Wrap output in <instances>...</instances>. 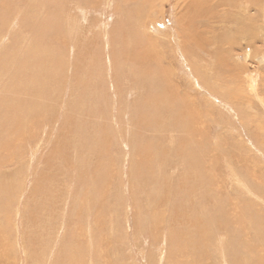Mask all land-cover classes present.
<instances>
[{"label":"rangeland","instance_id":"1","mask_svg":"<svg viewBox=\"0 0 264 264\" xmlns=\"http://www.w3.org/2000/svg\"><path fill=\"white\" fill-rule=\"evenodd\" d=\"M208 1L206 3L211 10H207V15L213 16L212 19L208 20L207 16L197 23V31L205 41L198 43L199 47L188 44L191 47L187 46L183 50L185 56L180 52L182 47L178 45L177 34L179 17L182 19L181 15L188 14L182 12L187 0H0V16L3 15L0 17V184L3 183L0 186V264H172L171 261L177 259L178 255L173 252L180 241L177 233L170 239L167 230L169 222H165L166 228H160L158 235L161 234V237L157 238L150 225V209L158 201L157 182L161 181L158 177L161 176L159 166L152 164L154 162L150 160L149 164L144 154V157L140 154L131 158V148L128 145L129 137L136 134L137 106L143 98L162 87L155 77L158 74H154L152 78L139 79L135 70L140 65L156 66L159 61L155 50H159L158 53L163 58L162 67L166 70L169 81L176 85L175 92L189 95L188 103L196 111L193 114L202 122L197 129L198 137L191 132L186 138L190 141L193 137L192 144H198L193 147V152L200 153L205 148L203 172L210 178H205L206 183L211 181L213 187L209 188L211 198L201 203L200 207L198 204L194 207L179 204L175 208L174 202H168L166 214L175 215L177 209L193 215L199 221L204 219L206 208L216 203L221 205L223 200L224 207L231 210L230 217L241 212V220L248 222V225L243 227L242 232L235 231L228 235V226L220 224V231L215 229L208 242L202 239L204 252L202 257L197 254L196 264H249L247 250H250L249 244H253L252 238L264 237V233L255 226L257 220L264 226V12H257L264 6V0ZM206 3L204 0L202 6H206ZM206 8H203L205 12ZM198 11V14L203 12L201 9ZM144 14L148 17H145L147 20L143 18ZM116 22L124 27L123 33L128 42L122 39V32L117 31L120 27ZM42 27L46 30L41 29ZM70 28L74 29L71 31ZM115 30L119 36L113 43L110 33L114 34ZM143 34L152 39L157 37L156 40L160 42L152 49L155 55L145 56L151 47L143 41ZM223 34L225 39L221 41L216 35ZM62 35L67 42L62 40ZM121 46L127 50L121 57L126 63L115 64L114 55L117 53L114 52L119 50V53ZM18 48H23L19 49L20 53ZM134 48H137V53L141 52L140 57L138 54L135 56ZM48 52L51 54L47 55ZM136 59L139 63L142 61V64L135 63ZM152 60L158 63H153ZM157 68L160 73L161 67ZM25 69H30V73H26L29 71ZM196 70L204 74L203 80L196 77ZM252 78L257 80L256 90L251 87ZM2 84L7 86L3 87ZM91 84L95 86L92 88ZM78 87L82 89L79 90ZM20 88L24 89L19 91ZM37 93H45L47 98L44 95L37 96ZM46 103L51 106H44ZM70 105L83 110L76 113L77 110ZM98 105L103 107L99 108ZM97 107L99 111L101 109V114L97 113ZM48 109H51L50 112ZM162 110L160 116L165 121L167 113ZM186 110L191 113L189 109ZM93 113L96 114L95 120L89 122ZM192 127L188 123L186 129L189 131ZM179 128L180 126L175 129L176 132L171 131V134L169 128L166 131V127L154 131L156 133L149 130L148 134H152V137L156 135L152 142L159 141L161 148L163 145L169 147L173 144L171 147H175L176 144L181 145L178 141L183 138ZM144 137L146 138L145 135H139L140 139H145ZM158 151L162 149L158 148ZM124 159H128V162ZM181 162L177 163L178 167L173 165L170 170L168 168L164 172L165 176L175 181L179 174H186L188 162ZM133 173L141 175L136 179ZM168 181L167 179L166 184ZM107 182V189L101 193L103 183L106 185ZM201 185L207 191L202 183ZM9 191L13 192L9 194ZM217 191L223 193L224 198L220 200ZM214 193L218 199L214 197ZM160 210L165 214L163 209ZM175 220L177 221L176 217ZM230 227L229 231L236 228ZM194 236L196 234L191 233L188 239L192 240ZM102 239L106 242L102 243L104 249L98 255L96 247ZM242 243H245V247L241 246ZM262 245L264 247V243ZM170 251L173 253L172 258L167 256ZM185 261L187 255L182 257L180 264H186Z\"/></svg>","mask_w":264,"mask_h":264},{"label":"bare ground","instance_id":"2","mask_svg":"<svg viewBox=\"0 0 264 264\" xmlns=\"http://www.w3.org/2000/svg\"><path fill=\"white\" fill-rule=\"evenodd\" d=\"M6 1V0H5ZM8 1V0H7ZM12 1V0H11ZM203 1L204 0H187V3H186V7L184 8V11H182L183 12V14H184V12H185V14H187V15H181L182 16V19L179 17V19H180V24H179V28H178V31H179V33L177 34L178 35V39H179V44L178 45H180V47H182L181 48V50H180V52L182 53V54H184L185 56H186V54L183 52V50L185 51L186 50V48H187V46H188V44H190V45H192L193 44V46H197V47H199L198 46V43H204V39L201 37V33L199 34V32L197 31V27L199 26L197 23H199L201 20H204V18H207V16L209 15L208 13H207V10H211V7L209 6V5H207V3H206V1H208V0H205V3H206V6H207V8H206V6L204 5V6H202V4H203ZM56 2V1H55ZM209 2V1H208ZM211 2V1H210ZM209 2V3H210ZM246 2V1H245ZM10 3V2H9ZM16 3V2H15ZM28 3H30V2H28ZM238 3H240V2H238ZM242 3V2H241ZM217 4V3H216ZM251 4V3H250ZM249 5V4H248ZM27 6H28V4H27ZM41 6V5H40ZM49 6V5H48ZM219 6V5H218ZM217 7V6H216ZM242 7H243V5H242ZM261 6H259V8H260ZM203 8H206V12H205V10L203 9ZM213 8V7H212ZM12 9H13V7H12ZM198 9H201V11H203L202 12V14H198L199 13V11H198ZM39 10V9H38ZM8 11V10H7ZM259 11H261V12H264V6H262L260 9H258V11L257 12H259ZM36 12V11H35ZM205 12V13H204ZM86 13V12H85ZM4 14V13H3ZM208 14V15H207ZM15 15V14H14ZM20 15V14H19ZM18 15V16H19ZM3 16V15H2ZM2 16H0V17H2ZM87 16V15H86ZM8 17V16H7ZM146 17V15L144 14V17L143 18H145ZM198 17V18H197ZM212 17L213 16H208V20H210V19H212ZM141 17H139V19H140ZM146 18H148V17H146ZM145 18V19H146ZM5 19V18H4ZM86 19V18H85ZM144 19V20H145ZM1 20V19H0ZM74 20V19H73ZM147 20V19H146ZM3 21V20H2ZM6 21V20H5ZM72 21V20H71ZM28 22V21H27ZM73 22V21H72ZM141 22H142V19H141ZM144 22V21H143ZM155 22V21H154ZM202 22V21H201ZM76 23V22H75ZM83 23V22H82ZM82 23L80 24V25H82ZM147 23H149V22H147ZM64 24V23H63ZM71 24V23H70ZM86 24V23H85ZM116 24H118L117 22H116ZM144 24V23H143ZM207 24V23H206ZM42 25V24H41ZM51 25V24H50ZM73 25V24H72ZM72 25H71V27H72ZM88 25V24H87ZM136 25H137V23H136ZM9 26V25H8ZM49 26V25H48ZM61 26V25H60ZM84 26V25H83ZM115 26V25H114ZM187 26V27H186ZM204 26V25H203ZM74 27V26H73ZM79 27V26H78ZM82 27V26H81ZM118 27H120L119 29H117V31H121L122 33V39L125 41V42H128V38L126 37V35L123 33L124 32V27L123 26H120L119 24H118ZM117 27V28H118ZM130 27V26H129ZM32 28V27H31ZM76 28V27H75ZM85 28V27H84ZM88 28V27H87ZM86 28V29H87ZM123 28V29H122ZM134 28H135V26H134ZM41 29H43V27L41 28ZM45 29V28H44ZM43 29V30H44ZM71 29V31L74 29H72V28H70ZM79 29V28H78ZM114 29V28H113ZM132 29V28H131ZM135 29H137V28H135ZM39 30V29H38ZM46 30V29H45ZM51 30L52 29H50V32H51ZM59 30V29H58ZM126 30H128V29H125V31ZM159 30V29H158ZM131 30H129V32H130ZM34 33V32H33ZM54 33H55V31H54ZM113 33V32H112ZM116 30H115V33L114 34H111L110 33V35L113 37V43H115L116 42V40H117V37L119 36H117L116 35ZM131 33H133V32H131ZM49 34V33H48ZM48 34H47V36H48ZM58 34V33H57ZM60 34V33H59ZM58 34V35H59ZM133 34H135L136 35V33H133ZM140 34V33H139ZM139 34L137 35V36H139ZM220 34V33H219ZM41 35V34H40ZM144 35V34H143ZM171 35V34H170ZM227 35V34H226ZM24 36V35H23ZM74 36V35H73ZM149 36V35H148ZM167 36V35H166ZM165 36V37H166ZM218 38H220V40L222 41V40H224L225 38V36H224V34L223 35H216ZM0 37H2L1 35H0ZM57 37V36H56ZM62 37V40L63 41H66L65 39L66 38H64L63 39V35L61 36ZM78 37V36H77ZM135 37V36H134ZM141 37V36H140ZM150 37V36H149ZM149 37H147V36H145L144 35V38H143V41L145 42V43H149L148 44V46H150L151 47V52H152V49H154L153 47H155L158 43H160L159 41H157L156 40V38L157 37H155L154 39H152V38H149ZM23 38V37H22ZM44 38V37H43ZM138 38V37H137ZM147 38V39H146ZM168 38H170V37H168ZM111 39V38H110ZM140 38H138V40H139ZM142 39V38H141ZM177 39V38H176ZM59 40H60V38H59ZM58 40V41H59ZM62 40H60L61 42H62ZM74 40V39H73ZM85 40V39H84ZM137 40V41H138ZM170 40V39H169ZM54 41V40H53ZM161 41V40H160ZM67 42V41H66ZM65 42V43H66ZM75 42V41H74ZM87 42H88V40H87ZM123 42V41H122ZM141 43H142V41H140ZM45 43V42H44ZM82 43H83V41H82ZM110 43V42H109ZM134 43H136V42H134ZM138 43V42H137ZM163 43V42H162ZM192 43V44H191ZM19 44H21V43H19ZM67 44V43H66ZM66 44H65V46H66ZM166 44V43H165ZM17 45V44H16ZM124 45H126V44H123V46ZM142 45H143V43H142ZM161 45V44H160ZM177 45V44H176ZM20 45H18V47H19ZM69 46V45H68ZM81 46V45H80ZM127 46H128V44H127ZM127 46H126V48H127ZM135 46V45H134ZM144 46V45H143ZM21 47H22V44H21ZM122 47V46H121ZM133 47V46H132ZM162 47V46H161ZM160 47V48H161ZM179 47V46H178ZM188 47H191V46H188ZM14 48H16V47H14ZM23 48H25V47H23ZM23 48H18V50L19 49H23ZM34 48H36L35 46H34ZM67 48V47H66ZM75 48V47H74ZM125 47H122V48H120V52L118 53V51L117 52H114V53H117V54H115L114 55V63L115 64H125L126 62H123L122 61V59H121V57H122V54L123 53H126V49H124ZM131 48V47H130ZM138 48V47H137ZM137 48H134V50L136 51L137 50ZM156 48V47H155ZM159 48V49H160ZM7 49L9 50V48L7 47ZM11 49V48H10ZM17 49V48H16ZM47 49V48H46ZM69 49V48H68ZM139 49H141V48H139ZM142 49H143V47H142ZM145 49V48H144ZM150 48H148V50H149ZM18 50H16V53H17V51ZM25 50H28V49H25ZM44 50V49H43ZM42 50H40V52H41ZM138 51V50H137ZM137 51L135 52L136 54H135V56L138 54V56L140 57V54H141V52L139 53H137ZM150 51H149V53L147 54V53H145L146 55L145 56H152L153 54H154V52H152V53H150ZM161 51V50H160ZM13 52V51H12ZM23 52H24V50H23ZM44 52H45V50H44ZM145 52V51H144ZM146 52H147V50H146ZM158 52H159V50H158ZM157 52V50H155V56H157V59H158V61H159V63H158V61L157 62H155V61H153V63L155 62L157 65L156 66H152V64H150L151 62H149V59H148V62H149V64L150 65H148V66H143V65H140V66H138V67H135V70H136V74H137V77L140 79V77H144V78H146V77H151L152 78V76L154 75V74H158L157 76H155L156 77V79H159V81H160V83H161V86L162 87H160L161 89L160 90H158V91H156V92H153L152 94H150V95H148V96H146L145 98H143L141 101H140V103H139V105L137 106V108H136V111H137V115H136V124H135V122H134V124L136 125V134H135V136L133 137H129L130 139V141H129V143H128V145L130 146V148H131V151H130V157L131 158H136V156L135 155H140V154H142L141 156L142 157H144V155H145V157L148 159V161L150 160L151 162H154V163H152V164H157L158 166H159V168H158V166H157V168L159 169V171H160V175L161 176H158L159 178H160V182H157L158 183V186H157V192H156V194H157V198H158V201H156V204H154L152 207H151V209H150V225L152 226V231L154 232V234H155V236L154 237H161V234L160 235H158V233H160L161 231H160V228L161 229H163V227H165L166 228V223L165 222H169V223H167V224H170V226H169V228L167 229L168 231H169V237H170V239L171 238H173L175 235H176V233L178 234V237H179V243H178V241H176V239H175V241L178 243V247H177V249L175 250L174 249V252L173 253H175V254H177L178 255V257H177V259L176 260H172L171 262H173L172 264H180V260L182 259V257H186V255H187V261H185V263L186 264H196V261L195 260H198V256H197V254L199 255V256H201L202 257V252H204L203 250H204V246H203V248H202V245H204V244H202L201 245V241H202V239L204 240V241H206V242H208L210 239H211V237H212V235H213V233H214V231H215V229L218 231H220V228H219V225L220 224H222V223H225V226H228V227H226V231H228V235H231V234H233V233H235V231H240V232H242L243 231V227H245V226H247L248 225V222H244V221H242L241 220V218L243 217V215L241 214V212H240V214H234L233 216H231L230 217V215H231V210H227L225 207H224V204H223V200H221L222 199V197H223V193H219L218 191H217V194H219V199L221 200V205L219 204V203H216V204H213V206H211V207H209V208H206V210H204V211H206V214L203 216V218L204 219H200L199 221H198V219H196L193 215H191V214H186V212H179V210H177V209H175V215H173V214H166V212H168L165 208H167L168 206H169V204H168V202H171V203H173V205H174V207L175 208H178V205L180 204V205H183V206H185L186 204L187 205H191V206H193L194 207V205H196V204H198V207H200V205H201V203H203L204 201L206 202V201H208L210 198H211V195H210V189L209 188H211L212 187V182L211 181H209V183H206V179L205 178H209L208 177V174L207 173H205V172H203V167H204V158H205V148H202V151H200V153H198V152H193V147H196L198 144H192V138L193 137H191V139H190V141H187L188 139L186 138L187 136H190L193 132V134H195V136L196 137H198L197 136V129H199V126L201 125V123L202 122H199L198 121V119H197V117L193 114V112L195 113L196 111L195 110H192L191 109V105L188 103V96L186 95V93L185 92H183V94L184 95H180V93H178V92H175V87H174V85L175 84H171V82L169 81V79H168V76H167V72H166V70L162 67L163 65V58H161L160 57V55H159V53ZM3 53V52H2ZM19 53H20V50H19ZM25 53V52H24ZM132 53V52H131ZM130 53V54H131ZM162 53V52H161ZM165 53V52H164ZM5 54H6V52H5ZM46 53H44V56H46L45 55ZM48 54H51V52L49 53H47V55ZM62 54V53H61ZM3 55V54H2ZM27 55V54H26ZM38 55V54H37ZM55 55V54H54ZM78 55V54H77ZM80 55V54H79ZM81 55H83V54H81ZM163 55V54H162ZM171 55V54H170ZM227 55V54H226ZM1 56V55H0ZM11 56V55H10ZM14 56V55H13ZM36 56V55H35ZM51 56V55H50ZM57 56V55H56ZM55 56V57H56ZM134 56V55H133ZM144 56V57H145ZM165 56H166V54H165ZM225 56V55H224ZM26 57V56H25ZM28 57V56H27ZM43 57V56H42ZM46 57H48V56H46ZM52 57H54V56H52ZM143 57V58H144ZM164 57V56H163ZM167 57V56H166ZM29 58V57H28ZM28 58H27V60H28ZM34 58V57H33ZM37 58V57H36ZM39 58V57H38ZM50 58V57H49ZM57 58V57H56ZM56 58H53V59H56ZM70 58V57H69ZM76 58V57H75ZM78 58V57H77ZM76 58V59H77ZM132 58V57H131ZM138 58V57H137ZM221 59H222V55H221V57H220ZM6 59H8V58H6ZM52 59V60H53ZM62 59H63V55H62ZM61 59V60H62ZM65 59V58H64ZM79 59H80V56H79ZM138 59H140L141 60V58H138ZM138 59H136L135 60V63H139V60ZM147 59V58H146ZM187 59V58H186ZM14 60H15V58H14ZM19 60H20V58H19ZM31 60V59H30ZM36 60H40V59H36ZM42 60V59H41ZM40 60V61H41ZM46 60V59H45ZM78 60V59H77ZM121 61V63H120V61ZM130 60V59H129ZM128 60V61H129ZM39 61V62H40ZM54 61H56V60H54ZM68 61V60H67ZM146 61V60H145ZM144 61V62H145ZM150 61H151V59H150ZM1 62V61H0ZM25 62H26V59H25ZM34 62H36V61H34ZM45 62V61H44ZM78 62V61H77ZM80 62V61H79ZM165 62V61H164ZM22 63V62H21ZM20 63V64H21ZM59 63V62H58ZM68 63V62H67ZM73 63V62H72ZM89 63V62H88ZM146 63H147V61H146ZM203 63V62H202ZM19 64V65H20ZM24 64H26V63H24ZM27 64H29V63H27ZM34 64V63H33ZM54 64V63H53ZM66 64V63H65ZM139 64H142V61L139 63ZM138 64V65H139ZM1 65V64H0ZM32 65V64H31ZM30 65V66H31ZM43 65V64H42ZM62 65V64H61ZM68 65V64H67ZM147 65V64H146ZM23 66V65H22ZM29 66V65H28ZM59 66V65H58ZM73 66H75L74 64H73ZM23 67H25V65L23 66ZM53 67V66H52ZM63 67H66V66H64L63 65ZM70 67V66H69ZM144 67H146V68H144ZM148 67V68H147ZM157 67H161V71H159L160 73H158V71H157ZM165 67V66H164ZM35 68V67H34ZM33 68V69H34ZM54 68V67H53ZM57 68V67H56ZM61 68V67H60ZM157 68V69H156ZM31 69V68H30ZM30 69H25L26 71H29ZM55 69V68H54ZM53 69V70H54ZM59 69V68H58ZM62 69V68H61ZM65 69V68H64ZM69 69V68H68ZM86 69V68H85ZM88 69V68H87ZM86 69V70H87ZM131 68H129V70H130ZM156 69V70H155ZM32 70V69H31ZM36 70V69H35ZM60 70V69H59ZM66 70V69H65ZM55 71V70H54ZM73 71V70H72ZM89 71V70H88ZM24 72V71H23ZM35 72V71H34ZM37 73H38V71H36ZM53 72V71H52ZM78 72V71H77ZM26 73H30V71L29 72H26ZM25 73V74H26ZM60 73H62V72H60ZM66 74V73H65ZM74 75V74H73ZM129 75V74H128ZM28 76V75H27ZM36 76V75H35ZM66 76V75H65ZM72 76V75H71ZM134 76V75H133ZM67 77V76H66ZM196 77L197 78H199L200 77V79H204V74H200L199 72H197V70H196ZM38 78V77H37ZM42 78H43V76H42ZM83 78H84V76H83ZM143 78V79H144ZM72 79V78H71ZM38 80H40V78L38 79ZM144 80H146V79H144ZM153 80V79H152ZM69 81V80H68ZM141 81V80H140ZM155 81V80H154ZM2 82H3V79H2ZM53 82V81H52ZM72 82V81H71ZM156 82V81H155ZM113 83V82H112ZM143 83V82H142ZM150 83V82H149ZM206 83V82H205ZM4 84H5V82H4ZM61 84V83H60ZM68 84V83H67ZM72 84V83H71ZM74 84V83H73ZM84 84V83H83ZM207 84V83H206ZM210 84V83H209ZM40 85H41V83H40ZM44 85V84H43ZM46 85V84H45ZM58 86L57 87H59L60 85L59 84H57ZM66 85V84H65ZM149 85V84H148ZM256 85H257V80L255 79V78H252V80H251V87L254 89V90H256ZM2 86H3V84H2ZM5 86H7V85H5ZM5 86H3V87H5ZM80 86V85H79ZM90 86V85H89ZM92 86H95L94 84L92 85L91 84V86L90 87H92ZM100 85H98V87H99ZM102 86V85H101ZM176 86V85H175ZM207 87H209L210 88V86L209 85H206ZM2 87V88H3ZM29 87V86H28ZM44 87V86H43ZM102 87H104V86H102ZM31 88H33V87H31ZM30 88V89H31ZM42 88V87H41ZM53 88V87H52ZM56 88V87H55ZM60 88V87H59ZM72 88V87H71ZM74 88H75V86H74ZM79 88V87H78ZM77 88V89H78ZM81 88V87H80ZM79 88V90H81ZM86 88V87H85ZM93 88V87H92ZM95 88V87H94ZM106 88V87H105ZM116 88V87H115ZM17 89V88H16ZM19 89V88H18ZM22 89H24V88H22ZM21 88H20V90L19 91H21L22 90ZM39 90H40V88H38ZM67 89V88H66ZM83 89H84V87H83ZM96 89H97V87H96ZM103 89V88H102ZM101 89V90H102ZM29 90V89H28ZM32 90V89H31ZM39 90H37V91H39ZM43 90H45V89H43ZM47 90H49V89H47ZM52 90H54V89H52ZM60 90H61V88H60ZM104 90V89H103ZM16 91V90H15ZM41 91H42V89H41ZM69 91V90H68ZM87 91H90V89L89 90H86V92ZM96 91V90H95ZM106 91V90H105ZM17 92V91H16ZM24 92V91H23ZM25 92H26V90H25ZM36 92V91H35ZM55 92V91H54ZM67 92V91H66ZM85 92V93H86ZM92 92H94L93 91V89H92ZM97 92V91H96ZM115 92H117V91H115ZM50 93V92H49ZM83 93V92H82ZM81 93V94H82ZM91 93V92H90ZM98 93V92H97ZM96 93V94H97ZM101 93H103L102 91H101ZM209 93H211V92H209ZM259 93V92H258ZM39 93H37V96H40V97H43V95H44V97H45V93L43 94V95H38ZM54 94H56V93H54ZM94 94V93H93ZM106 94V93H105ZM47 95V94H46ZM57 95V94H56ZM90 95V94H89ZM91 95H92V93H91ZM6 96H7V94H6ZM27 96V95H26ZM62 96V95H61ZM65 96V95H64ZM81 96V95H80ZM85 96V95H84ZM86 96H88L87 94H86ZM94 96V95H93ZM96 96V95H95ZM107 96V95H106ZM208 96H209V94H208ZM9 97V96H8ZM11 97V96H10ZM63 97V96H62ZM83 96H81V98H82ZM90 97V96H89ZM110 97V96H109ZM119 97V96H118ZM191 97V96H190ZM14 98H15V96H14ZM37 98H39V97H37ZM45 98H47V97H45ZM96 98V100H97V97H95ZM94 98V99H95ZM62 99V98H61ZM84 99V98H83ZM90 99H93V98H90ZM101 98H99V96H98V100H100ZM103 99V98H102ZM104 99L105 100H107L105 97H104ZM117 99V98H116ZM123 99V98H122ZM14 100V99H13ZM44 100V99H43ZM86 100V99H85ZM97 100V101H98ZM104 100V101H105ZM9 101V100H8ZM34 101V100H33ZM92 102H93V100H91ZM103 101V100H102ZM195 101V100H194ZM262 101V100H261ZM7 102V101H6ZM30 102V101H29ZM40 102V101H39ZM38 102V103H39ZM44 102V101H43ZM46 102V101H45ZM49 102V101H48ZM51 102V101H50ZM115 102H117V101H114V103ZM127 102V101H126ZM163 102H165V103H163ZM189 102H191V101H189ZM263 102V101H262ZM8 103V102H7ZM10 103V102H9ZM14 103H15V101H14ZM54 103V102H53ZM99 103V102H98ZM1 104V103H0ZM37 104V103H36ZM42 104V103H41ZM75 104V103H74ZM85 104V103H84ZM101 104H104L103 102L101 103ZM100 104V105H101ZM122 104V103H121ZM165 104V105H164ZM196 104V103H195ZM264 104V103H263ZM3 105H5V104H3ZM19 105V104H18ZM45 105H47V106H49L50 105V103L48 104V103H46V104H44V106ZM54 105V104H53ZM91 105H93V103H91ZM100 105H98L99 106V108L100 107H103V106H100ZM112 105V104H111ZM115 105V104H114ZM123 105V104H122ZM6 106V105H5ZM7 106H8V104H7ZM37 106V105H36ZM51 106V105H50ZM71 106V105H70ZM75 106V105H74ZM95 106V105H94ZM106 106V105H105ZM117 106H119V105H117ZM196 106V105H195ZM84 107H86L85 105L83 106V108ZM114 107V106H113ZM126 107V106H125ZM264 107V106H263ZM3 108V107H2ZM47 108V107H46ZM50 108V107H49ZM71 108H74V110H77V112L76 113H78V111H80L81 109H75V107H73V106H71ZM120 108V107H119ZM131 108V107H130ZM1 109V108H0ZM3 109H6V108H3ZM85 109V108H84ZM95 109V108H94ZM114 109V108H113ZM162 109H166V111H163ZM186 109H189L190 111H191V113H189ZM196 109V108H195ZM10 110H11V108H10ZM38 110H39V108H38ZM49 110V109H48ZM48 110H47V112H48ZM51 110V109H50ZM50 110H49V112H50ZM83 110V109H82ZM93 110V109H92ZM91 110V111H92ZM96 110H98V107H97V109ZM161 110L163 111V112H166L167 113V118H165V121H163L162 120V118H161ZM5 111V110H4ZM100 111H101V109H100ZM99 110H98V114H99V112H100ZM121 111V110H120ZM45 112V111H44ZM52 112V111H51ZM81 112V111H80ZM87 112V111H86ZM104 112V111H103ZM102 112V113H103ZM106 112V111H105ZM42 113V112H41ZM46 113V112H45ZM73 113H75V112H73ZM89 113V112H88ZM92 113V112H91ZM121 113V112H120ZM132 113V112H131ZM160 113V114H159ZM25 114V113H24ZM49 114V113H48ZM98 114H97V116H98ZM100 114H101V112H100ZM105 114V113H104ZM127 114H128V112H127ZM130 114V113H129ZM128 114V115H129ZM56 115V114H55ZM96 114H92V116H91V119L89 120L88 118V121L90 122L91 120H93L94 119V116H95ZM124 115H126V113L124 114ZM134 115V114H133ZM14 116H16V115H14ZM49 116V115H48ZM88 116V115H87ZM100 116V115H99ZM164 116V115H163ZM192 116H193V118H192ZM20 118H22V116H19ZM24 117V116H23ZM134 117H135V115H134ZM191 118V119H188V118ZM15 118V117H14ZM19 118V119H20ZM25 118V117H24ZM50 118V117H49ZM96 119H97V117H95ZM158 118H160V119H158ZM163 118V119H164ZM8 119V118H7ZM31 119V118H30ZM46 119H48V117L46 118ZM82 119V118H81ZM86 119V120H87ZM188 119V120H187ZM4 120V119H3ZM33 120V119H32ZM72 120V119H71ZM95 120V119H94ZM11 121H12V119H11ZM18 121V120H17ZM22 121V120H21ZM38 121V120H37ZM83 121V120H82ZM129 121V120H128ZM2 122V121H1ZM8 122V121H7ZM20 122V121H19ZM45 122V121H44ZM132 123V122H131ZM188 123L190 124V127H192V126H194V127H192V128H190L189 129V131L186 129V127H187V125H188ZM7 124H9V123H7ZM17 124V123H16ZM6 125V124H5ZM21 125V124H20ZM24 125V124H23ZM107 125V124H106ZM180 126V128L178 129L179 131H180V133L182 132L183 133V138H182V140L181 141H178L179 143L181 142V145H178L177 146V144L175 145V147H171V146H173V145H170L169 147H165L164 145H163V148H161L160 147V145H159V141H154V142H152V140H154L153 139V137L154 136H156V135H153V137H152V134H148V131L150 130V131H152V132H154V131H158V130H160V129H164L165 127L167 128L166 129V131L168 130V128H169V133L171 134V131H173V132H176V130H177V128ZM12 127V126H11ZM107 127V126H106ZM110 127V126H109ZM133 127V126H132ZM13 128V127H12ZM111 128V127H110ZM113 128V127H112ZM118 128V127H117ZM16 129V128H15ZM19 129V128H18ZM26 129H28V128H26ZM119 129V128H118ZM123 129V128H122ZM176 129V130H175ZM88 130V129H87ZM89 130H90V128H89ZM106 130V129H105ZM114 130V129H113ZM120 130V129H119ZM124 130V129H123ZM147 130V133L145 132ZM101 131V130H100ZM107 131V130H106ZM117 132H118V130H116ZM163 131V130H162ZM14 132V131H13ZM27 132V131H26ZM31 132V131H30ZM102 132V131H101ZM113 132V131H112ZM123 131L121 130V133H122ZM178 132V131H177ZM192 132V133H191ZM105 133V132H104ZM108 133H109V131H108ZM120 133V134H121ZM130 133V132H129ZM141 133H143V135H141ZM154 133H156V132H154ZM160 133V132H159ZM165 133V132H164ZM22 134V133H21ZM107 134V133H106ZM113 134V133H112ZM118 134V133H117ZM162 134V133H161ZM170 134H168V135H170ZM175 134V133H174ZM178 134V133H177ZM176 134V135H177ZM187 134H190V135H187ZM4 135V134H3ZM33 135V134H32ZM98 135H100V134H98ZM104 135V134H103ZM139 135L140 136H146V138L145 139H140L139 138ZM158 135V134H157ZM163 135V134H162ZM176 135H174V138H175V136ZM34 136V135H33ZM44 136V135H43ZM48 136V135H47ZM107 136V135H106ZM119 136V135H118ZM122 136H123V134H122ZM161 136V135H160ZM173 136V135H172ZM195 136H194V138H195ZM12 137V136H11ZM14 137V136H13ZM46 137V136H45ZM100 137V136H99ZM114 137V136H113ZM1 138V137H0ZM10 138V137H9ZM49 138V137H48ZM158 138V137H157ZM181 138V137H180ZM33 139V138H32ZM162 139V138H161ZM1 140V139H0ZM48 140V139H47ZM106 141H107V139H105ZM157 140V139H156ZM174 139H172V141H173ZM177 140V139H176ZM101 141V140H100ZM118 141V140H117ZM160 141H162V140H160ZM165 141H167V140H165ZM164 141V142H165ZM172 141H170L171 143L170 144H172ZM198 141V140H197ZM200 141V140H199ZM32 142H34V141H32ZM102 142V141H101ZM24 143H26L25 141H24ZM35 143V142H34ZM37 143V142H36ZM103 143V142H102ZM173 143H175V142H173ZM177 143V142H176ZM193 143H196V142H193ZM20 144H21V142H20ZM40 144V143H39ZM143 144V145H142ZM167 144H168V142H167ZM1 145V144H0ZM99 145V144H98ZM3 146V145H2ZM40 146V145H39ZM159 146V147H158ZM188 147V149H187V147ZM7 147V146H6ZM37 147V146H36ZM87 147V146H86ZM102 147V146H101ZM103 147H105L104 146V144H103ZM107 147V146H106ZM155 147V148H154ZM179 147V148H178ZM30 148V147H29ZM49 148H50V146H49ZM52 148V147H51ZM97 148H99V147H97ZM158 148H160V150L162 149V151H158ZM16 149V148H15ZM100 149V148H99ZM98 149V150H99ZM102 149V148H101ZM104 149V148H103ZM127 149H128V147H127ZM152 149V150H151ZM197 149H198V147H197ZM31 150V149H30ZM34 150H36V149H34ZM41 150V149H40ZM114 150V149H113ZM17 151V150H16ZM105 151V150H104ZM108 151V150H107ZM128 151H129V149H128ZM194 151H196V149L194 150ZM18 152V151H17ZM16 152V153H17ZM42 152V151H41ZM36 153H37V151H36ZM96 153H98V152H96ZM108 153V152H107ZM122 153H124V152H122ZM19 154V153H18ZM98 154H100V152L98 153ZM101 154H102V152H101ZM125 154H127V152L125 153ZM124 154V155H125ZM144 154V155H143ZM10 156V155H9ZM14 156V155H13ZM100 156V155H99ZM98 156V157H99ZM120 156V155H119ZM129 156V155H128ZM2 157V156H1ZM26 157V156H25ZM24 157V158H25ZM96 157V156H95ZM102 157V156H101ZM105 157V156H104ZM164 157V158H163ZM10 158V157H9ZM125 158V157H124ZM127 158H129V157H127ZM97 159V158H96ZM119 159V158H118ZM121 159V158H120ZM145 159V158H144ZM166 159V160H165ZM29 160V159H28ZM34 160V159H33ZM36 160V159H35ZM38 160H39V158H38ZM99 160V159H98ZM105 160V159H104ZM108 160V159H107ZM124 160H126V159H124ZM128 160V159H127ZM126 160V161H127ZM3 161V160H2ZM30 161V160H29ZM101 161V160H100ZM99 161V162H100ZM123 161V160H122ZM131 161V160H130ZM150 161L148 162L149 164H151L150 163ZM181 161H186L185 163H187V173L186 174H184V175H178V177L176 178V180L174 181V179L173 178H171V177H168V176H165V173L164 172H167V169L168 170H170V168H171V166H176V167H178V165L180 164V162ZM48 162H49V160H48ZM128 162V161H127ZM126 162V164H128ZM132 162V161H131ZM147 162V161H146ZM103 163V162H102ZM113 163H115V161L113 160ZM177 163H179L178 165H177ZM182 163V162H181ZM185 163H183L184 165H185ZM210 163V162H209ZM4 164V163H3ZM104 164V163H103ZM106 164V163H105ZM162 164V165H161ZM28 165V164H27ZM31 165H33V164H31ZM49 165H51L50 163H49ZM139 165H140V163H139ZM161 165V166H160ZM71 166V165H70ZM104 166V165H103ZM117 166V165H116ZM186 166V165H185ZM232 166V165H231ZM25 167H26V165H25ZM101 167V166H100ZM141 167H142V165H141ZM165 167V168H164ZM104 168H106V167H104ZM174 168V167H173ZM206 168V167H205ZM232 168H234V167H232ZM150 169V168H149ZM154 169V168H153ZM185 169V168H184ZM106 170H107V168H106ZM175 170V169H174ZM182 169H180V171H181ZM188 170H191V171H188ZM234 170V169H233ZM151 171V170H150ZM172 171H173V169H172ZM183 171V170H182ZM205 171H206V169H205ZM35 172H37V171H35ZM156 172H158V170L156 171ZM40 173V172H39ZM43 173V172H42ZM155 173V172H154ZM164 173V174H163ZM36 174V173H35ZM95 174H97V173H95ZM156 174V173H155ZM169 174H171V173H169ZM112 175V174H111ZM141 174H136V173H133V177L134 178H139V176H140ZM154 175V174H153ZM167 175V174H166ZM172 175H173V173H172ZM234 175V174H233ZM31 176V175H30ZM39 176V175H38ZM42 176V175H41ZM40 176V177H41ZM72 176V175H71ZM70 176V177H71ZM108 176V175H107ZM25 177V176H24ZM103 177V176H102ZM101 177V178H102ZM113 177V176H112ZM131 177V176H130ZM157 177V176H156ZM157 177V178H158ZM30 178V177H29ZM109 178V177H108ZM167 179L169 180L168 181V184H166V181H167ZM210 179V178H209ZM4 180V179H3ZM6 180H8V179H6ZM26 180V179H25ZM29 180V179H28ZM106 180H108V179H106ZM241 180V179H240ZM41 181V180H40ZM100 181V180H99ZM111 181V180H110ZM116 181V180H115ZM135 181V180H134ZM155 181V180H154ZM136 182V181H135ZM156 183V182H155ZM201 183L207 188V191H205L204 190V188L202 187V185H201ZM242 183V182H241ZM246 183V182H245ZM3 184V183H2ZM2 184H0V186H2ZM16 184V183H15ZM42 184V183H41ZM108 182H107V184L106 185H104V183H103V185H102V187H101V193H102V191L106 188L107 189V187H108ZM141 184H143V183H141ZM101 185V184H100ZM99 185V186H100ZM146 185V184H145ZM149 185V184H148ZM171 185V186H170ZM211 185V186H210ZM239 185V184H238ZM243 185V184H242ZM153 186V185H152ZM156 186V185H155ZM247 186H248V184H247ZM144 187V186H143ZM150 186H148V188H149ZM249 187V186H248ZM43 188V187H42ZM135 188V187H134ZM146 188V187H145ZM213 188V187H212ZM242 188H244L243 186H242ZM1 189H5L4 187L2 188L1 187ZM9 189V188H8ZM22 189V188H21ZM84 189V188H83ZM150 189V188H149ZM7 190V189H6ZM10 190V189H9ZM143 190V189H142ZM215 190V189H214ZM107 191V190H106ZM146 191H147V189H146ZM248 191V190H247ZM1 192V191H0ZM3 192H4V190H3ZM10 192H13V191H9L8 193L10 194ZM148 192V191H147ZM250 192V191H249ZM17 193V192H16ZM252 193V192H251ZM4 194H5V192H4ZM154 194V193H153ZM14 195H15V193H14ZM18 195V194H17ZM102 195V194H101ZM3 196H5V195H3ZM7 196V195H6ZM9 196V195H8ZM16 196V195H15ZM100 196V195H99ZM102 197V196H101ZM153 197H155V195L153 196ZM214 197H216L217 199H218V197H217V195H215V193H214ZM1 198V197H0ZM13 198H15V197H13ZM98 198V197H97ZM123 198V197H122ZM224 198V197H223ZM124 199V198H123ZM140 199V198H139ZM178 199H181V201L180 200H178ZM216 199V200H217ZM143 200H145V197H144V199ZM8 201V200H7ZM10 201V200H9ZM115 201V200H114ZM237 201V200H236ZM239 201V200H238ZM20 202V201H19ZM98 202V201H97ZM117 202V201H116ZM118 202H119V200H118ZM143 202V201H142ZM240 202V201H239ZM136 203H137V201H136ZM214 203V202H213ZM118 204V203H117ZM133 204H134V201H133ZM212 204V203H211ZM131 205V204H130ZM139 205H140V203H139ZM248 205V204H247ZM4 206V205H3ZM105 206V205H104ZM133 206V205H132ZM131 206V207H132ZM95 207V206H94ZM136 207H138V206H136ZM203 207V206H202ZM231 207V206H230ZM96 208V207H95ZM100 208V207H99ZM118 208V207H117ZM126 208V207H125ZM236 208L238 209V207L236 206ZM160 209H163L164 210V212H165V214L164 213H162V212H160L161 210ZM200 209V208H199ZM204 209V208H203ZM228 209H230V208H228ZM246 209V208H245ZM7 210V209H6ZM95 210V209H94ZM112 210V209H111ZM184 210H185V208H184ZM91 211V210H90ZM93 211V210H92ZM98 211H100V210H98ZM110 211V210H109ZM119 211V210H118ZM135 211V210H134ZM159 211V212H158ZM112 212V211H111ZM203 212V211H202ZM93 213H94V211H93ZM98 213V212H97ZM104 213V212H103ZM144 213V212H143ZM205 213V212H204ZM89 214V213H88ZM120 214V213H119ZM98 215V214H97ZM96 215V216H97ZM100 215H101V213H100ZM99 215V216H100ZM245 215V214H244ZM179 216H182L181 217V219H179V218H177V217H179ZM98 217V216H97ZM175 217H176V219H177V221L175 220ZM99 218H101V217H99ZM116 218V217H115ZM165 218L167 219L166 221H165ZM97 219V218H96ZM195 219V220H194ZM100 220V219H99ZM118 221V220H117ZM92 222V221H91ZM102 222V221H101ZM136 222V221H135ZM177 222V223H176ZM98 223V222H97ZM145 223V222H144ZM235 223V224H234ZM99 224V223H98ZM136 224V223H135ZM138 224V223H137ZM140 224V223H139ZM143 224V223H142ZM98 226V225H97ZM104 226V225H103ZM224 226V227H225ZM230 226H236V228H234V230H232V231H229V229L231 228ZM255 226L257 227V230H259V231H261V232H263L264 233V226H263V224H262V222L259 220H257L256 221V223H255ZM117 227V226H116ZM135 227V226H134ZM138 227H140V226H138ZM137 227V228H138ZM77 228V227H76ZM142 228V227H141ZM144 228V227H143ZM147 228H149L148 226H147ZM93 229V228H92ZM184 229H187V230H184ZM146 230V229H145ZM144 230V231H145ZM137 231H138V229H137ZM146 231H148V230H146ZM225 231V230H224ZM225 231V232H226ZM139 233H140V231H138ZM143 232V231H142ZM149 232V231H148ZM147 232V233H148ZM153 232H151V233H153ZM180 232H182V234H180ZM143 233H145V232H143ZM183 233H187V234H183ZM191 233H194V234H196V237L194 236V238H192V240H189L188 239V236L191 234ZM146 234V233H145ZM91 237V236H90ZM163 237H165V236H163ZM261 238H259V237H257V238H252L253 239V244L252 243H250L249 244V246H250V250H247L249 253V256H248V259H249V264H264V247H263V243H264V237L263 236H260ZM104 238V237H103ZM167 238V237H166ZM176 238V237H175ZM169 239V238H168ZM178 239V238H177ZM109 240V239H108ZM99 242H101L100 243V245H99ZM98 243H97V252H96V254H98L99 255V251H100V253L102 252V250L104 249H102V243L104 242H106L104 239H102V240H100ZM117 242V241H116ZM167 242H168V240H167ZM173 243V242H172ZM238 243H241V242H238ZM246 243V242H245ZM245 243H242V245L241 246H244V244ZM79 244H81V243H79ZM87 244V243H86ZM153 244V243H152ZM158 245V244H157ZM71 246V245H70ZM73 246V245H72ZM83 246V245H82ZM176 246H177V244H176ZM239 246V250H240V244L238 245ZM77 247V246H76ZM245 247V246H244ZM71 248V247H70ZM173 248V247H172ZM159 249V248H158ZM203 249V250H202ZM66 250V249H65ZM64 250V251H65ZM72 250V249H71ZM90 250H92V249H90ZM155 250V249H154ZM161 250V249H160ZM63 251V252H64ZM241 251V250H240ZM67 252V251H66ZM81 252H83V251H81ZM90 252V251H89ZM173 253H171V251L168 253L169 255H167V256H170L171 258L173 257ZM70 254V253H69ZM75 254V253H74ZM81 254V253H80ZM79 254V256H81ZM162 254V253H161ZM89 255V254H88ZM176 255V256H177ZM208 255V254H207ZM94 256V255H93ZM161 256V255H160ZM176 258V257H175ZM93 259V258H92ZM119 259V258H118ZM84 260V259H83ZM95 260V259H94ZM161 260V259H160ZM159 260V261H160ZM188 260H189V262H188ZM67 261H69V260H67ZM73 261V260H72ZM76 261V260H75ZM80 261V260H79ZM85 261V260H84ZM77 262V261H76ZM81 262V261H80ZM98 262H101V260H99L98 259ZM69 263V262H68ZM71 263V262H70ZM78 263V262H77ZM72 264H74V263H72ZM80 264V263H79ZM240 264H242V263H240Z\"/></svg>","mask_w":264,"mask_h":264}]
</instances>
